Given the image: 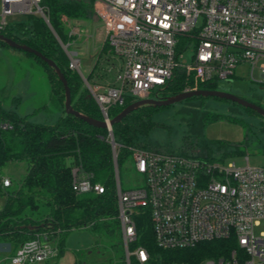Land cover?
<instances>
[{
    "label": "built area",
    "instance_id": "1",
    "mask_svg": "<svg viewBox=\"0 0 264 264\" xmlns=\"http://www.w3.org/2000/svg\"><path fill=\"white\" fill-rule=\"evenodd\" d=\"M41 3L0 0V33L15 14H38L48 23ZM93 10L104 26L108 54L121 62L115 77L93 84L84 79L108 124L111 146L115 142L111 112L130 99L132 103L163 99L162 93L180 75L186 79L183 92H189L233 82L237 67L249 64L251 81L264 88V0H94ZM187 49L193 50L189 59ZM65 51L69 68L79 71L78 53ZM1 127L12 128L8 123ZM128 149L143 185L124 191L116 180L125 264H264V168L225 165L192 151ZM72 175L76 192H104L79 168H73ZM139 209L149 210L155 244L161 250H188L217 240L230 241L231 250L200 261L162 263L147 247L137 245ZM259 226L263 231L256 235ZM51 236L36 234L14 256H7L10 263L55 258L57 240Z\"/></svg>",
    "mask_w": 264,
    "mask_h": 264
},
{
    "label": "trees",
    "instance_id": "2",
    "mask_svg": "<svg viewBox=\"0 0 264 264\" xmlns=\"http://www.w3.org/2000/svg\"><path fill=\"white\" fill-rule=\"evenodd\" d=\"M41 6L48 23L41 15H28L25 22L15 24L17 34L7 33L8 28L3 34L54 61L66 77L74 109L102 120L99 106L84 87L80 75L69 68V58L60 44H69L74 39L68 21L92 20L93 0H42ZM27 54L42 65L51 85V99L60 109H64V86L54 69L35 55ZM96 65L88 76L89 82ZM185 81L184 75L175 78L163 97L182 93ZM201 89H214V85H202ZM132 102V99L127 100L124 106L114 109L111 116L114 118ZM160 108L141 107L113 126V137L118 144L119 174L122 166L131 158L130 146L150 149L137 140L139 135L147 134L154 125L149 119L150 113ZM243 109L257 114L251 109ZM61 113L54 125H44L0 108V170L10 162L27 163L26 174L18 183L11 181L10 185H5L0 174V196L5 199L0 209V244L9 247L8 255L0 253V259L14 256L23 243L41 232H48L57 240L58 253L55 258H60L66 251L70 234L84 230L94 239L95 247L112 248L117 263L125 264L114 155L108 141V131L67 115L65 110ZM220 118L221 115L211 114L204 120ZM3 123H8L12 128L2 129ZM73 168H79L92 183L102 185L104 192H76L73 189ZM135 221L137 245L147 247L162 263L218 257L226 255L232 247L228 240H217L201 243L193 249L164 251L155 244L149 210L136 211Z\"/></svg>",
    "mask_w": 264,
    "mask_h": 264
},
{
    "label": "rangeland",
    "instance_id": "3",
    "mask_svg": "<svg viewBox=\"0 0 264 264\" xmlns=\"http://www.w3.org/2000/svg\"><path fill=\"white\" fill-rule=\"evenodd\" d=\"M27 18L25 14L9 16L7 33L17 34L15 24L25 22ZM68 25L74 39L65 48L78 53L80 70L74 72L80 75L84 87V79L88 78L96 64L90 83L115 77L121 62L108 54L104 26L94 12L92 20H72L68 21ZM192 54L193 50L187 49L185 58L189 59ZM250 69L249 64L238 66L233 82H219L214 89L232 93L264 108V88L251 81ZM109 71L111 73L107 74ZM254 78L260 80L258 68ZM0 108L44 125H54L64 110L51 99V85L42 65L26 52L4 42H0ZM211 114L221 115V118L204 120ZM149 119L154 125L147 134L138 136L137 141L141 145L172 153L192 151L225 165L235 163L239 167L264 168V117L247 112L232 102L215 98L186 100L152 111ZM26 171L25 161L10 162L1 168L0 174L5 185H10L11 181L13 184L20 182ZM119 177L124 191L143 185L142 175L137 173L132 155L122 166ZM6 179L10 184L6 183ZM4 200L0 196V209ZM262 231L263 226L255 229L256 235ZM93 242L88 231H73L63 256L31 264H118L112 248L95 247ZM0 253L8 255L7 244H0ZM123 253L125 257V250ZM0 264L11 263L5 256L0 259Z\"/></svg>",
    "mask_w": 264,
    "mask_h": 264
},
{
    "label": "water",
    "instance_id": "4",
    "mask_svg": "<svg viewBox=\"0 0 264 264\" xmlns=\"http://www.w3.org/2000/svg\"><path fill=\"white\" fill-rule=\"evenodd\" d=\"M0 41L6 43L10 47L22 50L26 53H30L35 55L36 57L40 58L42 61H44L49 67L53 68L54 71L56 72L58 79L61 81V83L64 86V91H65V103H64V110L67 115L74 116L77 119L83 120L90 126L96 127V128H102V129H107L108 124L102 120L94 119L91 117H88L76 109H74L73 104H72V95H71V90L69 88L68 82L66 80V77L64 73L58 68V66L55 64L54 61L46 58L43 56L41 53L38 51L32 49L31 47L20 44L8 37H6L4 34L0 33ZM65 50V45L60 43ZM217 98L220 100H226L229 102H232L234 104H237L243 108L246 109H251L252 111L256 112L260 116L264 117V108L261 107L260 105L253 103L249 100H246L244 98H241L237 95H234L229 92H224V91H219L215 89H199V90H194V91H189V92H182L180 94L174 95V96H169L166 98H161V99H145V100H139L136 101L129 106H127L121 113H119L117 116H115L111 122H110V127H113L115 124L120 123L125 117H127L130 113L140 109L141 107L144 106H153V107H167L174 105L176 103H180L186 100H190L193 98ZM113 135V134H112ZM115 142H113L112 150H113V155H114V164H115V173H116V180L119 181V173H118V162H117V151L115 147Z\"/></svg>",
    "mask_w": 264,
    "mask_h": 264
}]
</instances>
